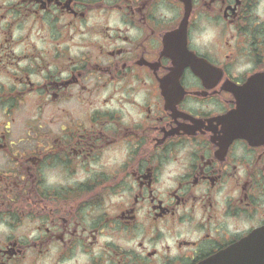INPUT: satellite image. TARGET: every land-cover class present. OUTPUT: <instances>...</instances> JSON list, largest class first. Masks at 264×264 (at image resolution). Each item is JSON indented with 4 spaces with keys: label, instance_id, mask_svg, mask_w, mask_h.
I'll use <instances>...</instances> for the list:
<instances>
[{
    "label": "flooded vegetation",
    "instance_id": "obj_1",
    "mask_svg": "<svg viewBox=\"0 0 264 264\" xmlns=\"http://www.w3.org/2000/svg\"><path fill=\"white\" fill-rule=\"evenodd\" d=\"M263 227L264 0H0V264H201Z\"/></svg>",
    "mask_w": 264,
    "mask_h": 264
},
{
    "label": "water",
    "instance_id": "obj_2",
    "mask_svg": "<svg viewBox=\"0 0 264 264\" xmlns=\"http://www.w3.org/2000/svg\"><path fill=\"white\" fill-rule=\"evenodd\" d=\"M243 129H237L242 135ZM201 264H264V227Z\"/></svg>",
    "mask_w": 264,
    "mask_h": 264
},
{
    "label": "clouds",
    "instance_id": "obj_3",
    "mask_svg": "<svg viewBox=\"0 0 264 264\" xmlns=\"http://www.w3.org/2000/svg\"><path fill=\"white\" fill-rule=\"evenodd\" d=\"M208 31L212 32L213 35L218 34V29L215 26H209Z\"/></svg>",
    "mask_w": 264,
    "mask_h": 264
}]
</instances>
